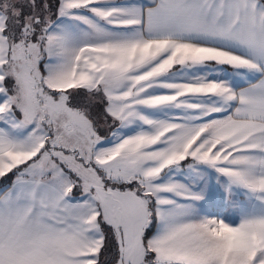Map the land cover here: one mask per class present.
Here are the masks:
<instances>
[{"label": "snow or ice", "instance_id": "obj_1", "mask_svg": "<svg viewBox=\"0 0 264 264\" xmlns=\"http://www.w3.org/2000/svg\"><path fill=\"white\" fill-rule=\"evenodd\" d=\"M0 264H264V0H0Z\"/></svg>", "mask_w": 264, "mask_h": 264}]
</instances>
